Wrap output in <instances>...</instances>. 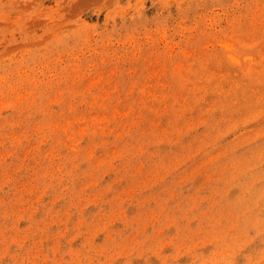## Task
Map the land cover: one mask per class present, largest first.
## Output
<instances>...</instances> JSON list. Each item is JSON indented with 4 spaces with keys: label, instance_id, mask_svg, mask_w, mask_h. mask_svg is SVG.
<instances>
[{
    "label": "rangeland",
    "instance_id": "rangeland-1",
    "mask_svg": "<svg viewBox=\"0 0 264 264\" xmlns=\"http://www.w3.org/2000/svg\"><path fill=\"white\" fill-rule=\"evenodd\" d=\"M0 264H264V0H0Z\"/></svg>",
    "mask_w": 264,
    "mask_h": 264
}]
</instances>
